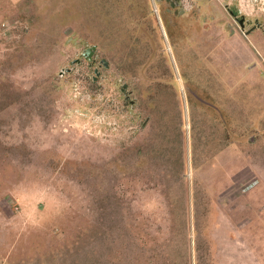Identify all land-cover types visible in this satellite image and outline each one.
Returning a JSON list of instances; mask_svg holds the SVG:
<instances>
[{
    "label": "rangeland",
    "instance_id": "rangeland-1",
    "mask_svg": "<svg viewBox=\"0 0 264 264\" xmlns=\"http://www.w3.org/2000/svg\"><path fill=\"white\" fill-rule=\"evenodd\" d=\"M183 2L0 0V264H264V0Z\"/></svg>",
    "mask_w": 264,
    "mask_h": 264
},
{
    "label": "flooded vegetation",
    "instance_id": "flooded-vegetation-1",
    "mask_svg": "<svg viewBox=\"0 0 264 264\" xmlns=\"http://www.w3.org/2000/svg\"><path fill=\"white\" fill-rule=\"evenodd\" d=\"M156 4L159 5V11H160V17L162 21H166L168 23L169 17L173 16V20L175 18H178V28H186L189 25L188 19L185 21L183 17H186L188 9L185 7L183 0H154ZM225 10L224 16L223 14L220 15V20L225 17L227 19L229 25L233 27L232 25H236V28L240 29L241 31L247 30L245 34L250 35L251 33H254L256 29H261L262 25L260 23V20L258 18H255V20H252L250 18H247L246 15L242 14V10L237 8V6H229L228 4L223 6V11ZM181 16V17H180ZM183 18L182 20H179ZM231 20V21H230ZM169 24V23H168ZM177 27V26H176ZM234 28V27H233ZM92 57V61H93ZM104 60V59H103ZM102 60V61H103ZM89 61V60H88ZM89 61V62H92ZM127 85V84H126ZM125 87V86H123ZM128 88V85L123 89V92L127 93L126 89ZM130 92L127 93V97L130 98ZM131 104H133V101H130Z\"/></svg>",
    "mask_w": 264,
    "mask_h": 264
},
{
    "label": "water",
    "instance_id": "water-1",
    "mask_svg": "<svg viewBox=\"0 0 264 264\" xmlns=\"http://www.w3.org/2000/svg\"><path fill=\"white\" fill-rule=\"evenodd\" d=\"M96 51V46H93L92 48H88L84 51V53L82 54L83 57L89 61H92V56L94 55ZM76 63H80V60H76L73 62V64H76ZM102 63L108 67V62L106 60H103ZM67 71H70V69H68ZM127 85H125L126 87ZM129 99V97H127V100Z\"/></svg>",
    "mask_w": 264,
    "mask_h": 264
},
{
    "label": "built area",
    "instance_id": "built-area-1",
    "mask_svg": "<svg viewBox=\"0 0 264 264\" xmlns=\"http://www.w3.org/2000/svg\"><path fill=\"white\" fill-rule=\"evenodd\" d=\"M249 186H251V185H249Z\"/></svg>",
    "mask_w": 264,
    "mask_h": 264
}]
</instances>
